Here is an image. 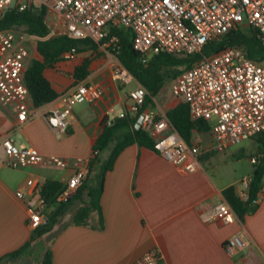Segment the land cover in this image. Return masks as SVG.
<instances>
[{
    "label": "built area",
    "instance_id": "1",
    "mask_svg": "<svg viewBox=\"0 0 264 264\" xmlns=\"http://www.w3.org/2000/svg\"><path fill=\"white\" fill-rule=\"evenodd\" d=\"M38 6L46 10L47 36L65 35L93 42L108 39V43L116 44L118 36L109 37V31L128 30L132 48L145 59L159 53L199 52L207 42L221 39L236 26L256 30L264 46V0H0V15L11 7L25 10ZM14 34L12 29L0 30V106L13 109L18 126L40 116L55 135H66L73 107L98 101L104 87L80 81L37 112L25 80L29 49L23 43L25 38L36 36L26 33L25 37L15 39ZM75 55L74 47L63 54L67 59ZM113 77L125 84L135 80L121 65L114 68ZM171 92L186 103L192 120L204 119L209 123L212 143L206 150L188 144L166 115L144 107L147 90L138 82L116 118L142 115L141 128L155 139L156 151L184 172L197 171L204 153L224 150L264 132V58L252 59L239 47H226L196 60L173 80ZM105 114L114 112L108 109ZM0 144L3 162L9 167L41 165L71 169L70 176L59 180L65 187L57 196L58 201L72 196L86 178L89 160L78 158L71 163L66 157L43 154L31 145L18 143L10 135H0ZM258 160V155L250 158L252 164ZM251 180V176L244 178L236 188L242 201L250 200ZM25 184L26 188L17 189L15 195L25 203L27 224L35 230L47 221L53 206H48L41 194L42 182L29 178ZM259 203L260 192L253 199V204ZM212 219L231 224L237 215L225 200L204 217L206 221ZM246 244L238 231L227 238L223 248L233 256ZM161 260L159 249L151 248L131 264H160Z\"/></svg>",
    "mask_w": 264,
    "mask_h": 264
},
{
    "label": "crops",
    "instance_id": "2",
    "mask_svg": "<svg viewBox=\"0 0 264 264\" xmlns=\"http://www.w3.org/2000/svg\"><path fill=\"white\" fill-rule=\"evenodd\" d=\"M40 39L45 38L36 36L28 39L33 41L31 46H27L28 64L37 57L35 46ZM105 43V40L95 42L99 44L98 49L106 46ZM93 51V47L82 48L72 59L62 55V60L44 69V75L58 95L83 80L104 87V94L98 101L78 103L73 107L66 135H55L40 116L18 126L13 109L2 106L0 135H10L16 142L31 145L43 154L66 157L71 163L78 158L90 160L93 145L104 124L111 123L129 101V91L124 92L119 80L113 77L115 62L112 55L105 52L95 57ZM84 59L90 60L88 75L77 80L74 70ZM153 101L158 110L169 104L158 95ZM45 104L36 106V111L39 112ZM146 107L153 109L149 105ZM108 109H112L114 114L107 116L105 111ZM211 143L209 132L193 134L191 144L206 150ZM230 147L204 153L197 171L184 172L157 151L138 144L127 146L105 175L100 198L103 228H99L95 212L90 214L87 224L68 222L60 228L54 226L50 232L30 242L29 247L52 233L36 264H40L47 248L52 250L53 264H131L151 248H158L162 254L160 264H263L264 179L259 191L260 203L243 220L237 217L231 224H223L218 219L204 220L205 216L213 213L216 204L226 200L223 195L226 187L232 185L236 192L241 180L252 175L251 162V170L240 179L234 166H225V156L245 155L244 146ZM254 149L252 146L246 154L249 161L258 154ZM219 158L223 159L222 163H219ZM70 174L71 169L50 166L9 167L3 162L0 144V258L22 246L33 234L27 224L26 205L15 191L25 189L29 178L44 183L47 179L60 180ZM238 231L247 244L229 256L224 251V242ZM13 261L4 260L0 264Z\"/></svg>",
    "mask_w": 264,
    "mask_h": 264
},
{
    "label": "trees",
    "instance_id": "3",
    "mask_svg": "<svg viewBox=\"0 0 264 264\" xmlns=\"http://www.w3.org/2000/svg\"><path fill=\"white\" fill-rule=\"evenodd\" d=\"M46 10L43 6L19 10L16 7L7 9L0 15V30L21 28L25 33L37 37H45L49 33V27L45 22ZM117 35L119 41L116 42L114 50L120 63L133 75L134 79L143 85L147 94L144 107L154 106L153 98L160 92L168 77H177L184 70L190 68L192 64L203 56L211 55L220 50L235 46L241 48L245 54L255 60L264 58V46L261 45L256 30L236 26L219 40L207 42L203 48L193 54L174 55L168 53L153 54L149 58H143L131 45V33L123 29H111L109 37ZM95 42L91 40H76L65 35H56L36 42L37 57L30 60L26 72L25 80L30 90L32 102L35 106L45 104L54 99L58 93L52 87L50 81L44 75V69L53 66L63 59V54L71 48L80 51L84 47H93ZM89 59L76 66L74 76L77 80H83L88 75ZM184 66V69L177 67ZM171 125L188 143H192L195 132H209L210 125L204 119L192 120L189 110L184 102H178L173 108L166 112ZM139 115L114 118L111 123L103 126L101 134L95 140L93 152L95 154L89 160V167L86 178L69 198L58 201L57 196L63 191L64 185L59 180L47 179L41 188V194L45 198L48 206L53 209L47 215V221L37 229L33 230L30 240L26 241L16 250L3 255L0 263L4 260H13L22 255L29 247L31 240L50 232L58 218L65 215L69 206L74 200L80 202V206L73 213L71 223L87 224L92 212L98 215L99 228H103V216L100 203L103 191L105 175L113 168L118 155L129 145L138 144L156 151L155 139L143 128L136 129L135 124ZM260 144L258 152L259 160L253 164V172L250 184V200L242 201L238 198L235 187L230 185L223 190V195L229 202L236 215L240 219L254 212L258 205L253 204L257 193L260 191L264 179V132L256 136ZM111 143L113 147L109 158L100 163L96 173V183H89V175L98 162L100 153ZM85 191V196L83 192ZM40 264H53V253L51 248H47L42 256Z\"/></svg>",
    "mask_w": 264,
    "mask_h": 264
},
{
    "label": "rangeland",
    "instance_id": "4",
    "mask_svg": "<svg viewBox=\"0 0 264 264\" xmlns=\"http://www.w3.org/2000/svg\"><path fill=\"white\" fill-rule=\"evenodd\" d=\"M244 28H249V27L244 26ZM13 31L15 33L14 34L15 35V39L23 38L26 35V33L21 28L20 29L19 28L13 29ZM52 36H54V35H52ZM52 36H45V37L46 38H49V37H52ZM31 42H33V41H29L27 39V40H24L23 43L25 45H27V46L30 44V46H31L32 45ZM34 43H35V40H34ZM105 44H106V46H104L101 49H98L99 48V44H95L93 46V50H94L93 53L95 54V57L101 56L105 52H109L112 55V58L114 59V62H115V66H113V68H115L116 66L121 65V63L117 59L115 53L112 51V49L114 50L115 44H113L111 42L108 43V39H106V43ZM177 68L183 70L184 69V66H179ZM175 78L176 77H168L166 79V81H165L164 86L162 87V89L160 90V92L157 94L158 95V98L161 97L162 100H164V102L169 101V104L166 105V106H164V108L162 110H158L155 105L154 106L149 105L154 110H156L158 113H161L162 112V113H165L166 114L165 111L170 106L178 103L177 100L173 97V95L171 93V85H172V82H173V80ZM119 82L121 83L122 89H123L124 92L130 91L131 89H133L135 87V84H136V81L135 80L131 81L128 84H125V83H123L121 81H119ZM171 100H173L172 103H171ZM239 146H244V149H245V155L244 156H242V157H234V156L227 157V156H225L224 159H227V160H225L226 162H223L222 161L223 159L219 158L220 159L219 160V163H222L223 162L225 164V166H231V167L234 166L236 168V175H237L238 179H240L243 176H246L247 173L252 168V165H251V163L249 161V157H248V155H246L248 153V151L250 149H252V146L256 149V150L254 149L255 152H259L260 151V144L258 142V138L257 137L252 138V140L242 141L241 143H238L236 145H233L232 148L230 147L229 149H236ZM256 146H258V147H256ZM112 147H113V145H109L107 148H105L100 153V155L98 157V162L95 164V166L93 168V171L89 175V179H90V182L89 183H92V184H95L96 183V177L95 176H96V173L99 170L100 163L109 158V155L111 153ZM85 194L86 193L84 191L83 192V195L85 196ZM79 206H80V202L78 200H74L72 202V204L69 206V209L66 212V214L58 218V222L55 224V226L57 225L58 228H60L63 225H65L66 223L70 222L73 213L77 210V208ZM51 237H52V233L50 235H47L45 237V239H43L41 241H36L33 246L28 247L26 249V251L22 255H20L18 258L14 259V261L11 264H23V263L26 264L27 262L29 264H31L32 261L35 262V264L38 263V260L41 257V253H42V250H43V246H46V247L48 246Z\"/></svg>",
    "mask_w": 264,
    "mask_h": 264
},
{
    "label": "water",
    "instance_id": "5",
    "mask_svg": "<svg viewBox=\"0 0 264 264\" xmlns=\"http://www.w3.org/2000/svg\"><path fill=\"white\" fill-rule=\"evenodd\" d=\"M142 118H143V116L142 115H139V117L137 119V122L135 124L136 129H140L141 128Z\"/></svg>",
    "mask_w": 264,
    "mask_h": 264
}]
</instances>
